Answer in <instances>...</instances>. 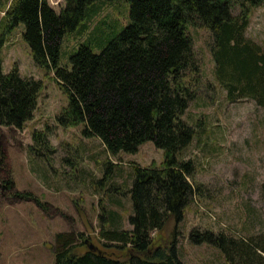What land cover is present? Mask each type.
<instances>
[{
	"label": "trees",
	"instance_id": "obj_1",
	"mask_svg": "<svg viewBox=\"0 0 264 264\" xmlns=\"http://www.w3.org/2000/svg\"><path fill=\"white\" fill-rule=\"evenodd\" d=\"M96 1L101 0H63L58 12L47 0L0 5V52L5 37L21 24L33 63L51 72L66 94V105L55 116L60 126L82 124V134L96 137L111 155L134 153L147 140L163 154L159 166L132 165L130 228H99V237L124 249L125 259L97 250L77 253L75 236L82 235L64 231L54 234L52 264H182L175 239L168 247L154 245L151 233L169 220L179 222L193 192L191 160L176 157L194 135L181 118L194 97L192 80L185 78L198 73L187 26L208 31L213 76L226 101L250 99L264 108V47L244 34L250 8L264 0H125L128 23L98 53L78 44L67 55L68 65H60L62 37L84 21ZM40 88L39 81L22 77L15 66L3 72L0 57V127L21 129L32 117ZM31 139L35 155H42L40 149L51 152L43 131L32 132ZM3 140L0 129V197L46 209L31 191L15 189ZM260 194L264 202V180ZM176 232L174 226V238ZM188 239L216 246L226 264H264V232L235 236L192 228Z\"/></svg>",
	"mask_w": 264,
	"mask_h": 264
},
{
	"label": "rangeland",
	"instance_id": "obj_2",
	"mask_svg": "<svg viewBox=\"0 0 264 264\" xmlns=\"http://www.w3.org/2000/svg\"><path fill=\"white\" fill-rule=\"evenodd\" d=\"M47 2L56 12L63 5V0ZM0 5L6 7L8 0H0ZM87 12L84 21L62 37L60 65H68L67 55L78 44H87L98 53L128 23L125 0L96 1ZM2 15L0 10V19ZM83 24L86 29L82 31ZM21 31L22 25L17 24L5 37L1 69L7 72L15 66L22 77L39 81L41 88L31 119L21 129H0L15 189L31 191L47 207L41 210L29 200L0 197V264H52L54 234L64 231L82 235L75 236L77 253L87 249V243H81L86 239L98 252L125 259V250L99 237V228H130L132 165L159 166L162 150L147 140L134 153L111 155L96 137L82 134V124L60 126L55 116L66 105V94L51 72L33 63ZM187 33L198 73L185 78L192 80L194 97L181 118L194 128V135L176 157L191 160L193 192L182 219L177 223L169 220L160 231L152 232V244L168 247L175 239V253L182 264H226L216 246L192 243L188 231L209 229L235 236L264 232L260 194L264 180V108L250 99L226 101L224 90L213 76L208 31L189 25ZM244 34L264 47V1L250 8ZM34 131L44 132L51 152L40 149L42 155H35L29 149Z\"/></svg>",
	"mask_w": 264,
	"mask_h": 264
},
{
	"label": "water",
	"instance_id": "obj_3",
	"mask_svg": "<svg viewBox=\"0 0 264 264\" xmlns=\"http://www.w3.org/2000/svg\"><path fill=\"white\" fill-rule=\"evenodd\" d=\"M83 243H85V244L87 243L86 246H87L88 250H93V251L96 250L95 246H93L91 243H89L86 239L83 240Z\"/></svg>",
	"mask_w": 264,
	"mask_h": 264
}]
</instances>
